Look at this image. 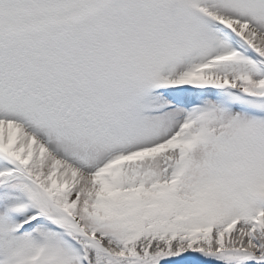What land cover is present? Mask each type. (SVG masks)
I'll return each mask as SVG.
<instances>
[{
	"label": "snow or ice",
	"instance_id": "snow-or-ice-1",
	"mask_svg": "<svg viewBox=\"0 0 264 264\" xmlns=\"http://www.w3.org/2000/svg\"><path fill=\"white\" fill-rule=\"evenodd\" d=\"M0 264H264V0H0Z\"/></svg>",
	"mask_w": 264,
	"mask_h": 264
}]
</instances>
